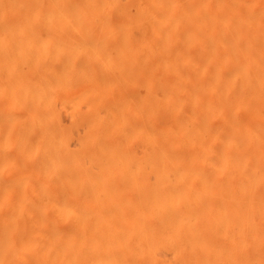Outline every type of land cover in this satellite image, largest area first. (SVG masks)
Listing matches in <instances>:
<instances>
[{
    "label": "bare ground",
    "instance_id": "6f19581e",
    "mask_svg": "<svg viewBox=\"0 0 264 264\" xmlns=\"http://www.w3.org/2000/svg\"><path fill=\"white\" fill-rule=\"evenodd\" d=\"M123 1L0 0V264H264V0Z\"/></svg>",
    "mask_w": 264,
    "mask_h": 264
},
{
    "label": "rangeland",
    "instance_id": "374dc122",
    "mask_svg": "<svg viewBox=\"0 0 264 264\" xmlns=\"http://www.w3.org/2000/svg\"><path fill=\"white\" fill-rule=\"evenodd\" d=\"M140 3L139 2H131V1H123L121 4L118 5V7H114L109 12V17L113 21L120 20L124 21L127 24H132L131 36H129L130 43H137V41L140 39V35L137 34V28L141 27L144 22L143 17L138 16V7ZM117 8V9H116ZM93 22V20H92ZM76 64L79 62H82L83 59L81 57H77L74 60ZM139 90V93L142 96H147L148 88L144 83L141 82L139 86L137 87ZM78 106V107H77ZM77 106L74 107L73 111H68V108H62L61 107V119L63 122V125L65 128L69 129L70 127L75 130V136L70 139V145L72 148H79V139L80 137L85 135V132L88 131V125L87 121L83 120L82 118L87 113V101H79ZM67 109V110H66ZM68 111V112H67ZM76 112V113H75ZM68 113L71 116L68 117ZM65 117V118H64ZM69 118V119H68ZM68 120V121H67ZM87 120V119H86ZM133 148L136 149V152L140 151L139 142H132Z\"/></svg>",
    "mask_w": 264,
    "mask_h": 264
}]
</instances>
